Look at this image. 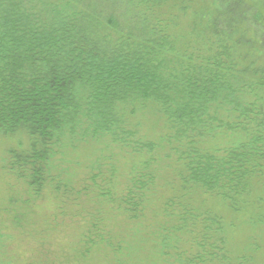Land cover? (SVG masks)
I'll list each match as a JSON object with an SVG mask.
<instances>
[{
    "label": "trees",
    "instance_id": "1",
    "mask_svg": "<svg viewBox=\"0 0 264 264\" xmlns=\"http://www.w3.org/2000/svg\"><path fill=\"white\" fill-rule=\"evenodd\" d=\"M166 1L0 0V134L29 138L27 150L10 152L18 174L39 179L64 140L128 143V109L151 104L182 144L183 181L232 207L247 202L264 165V95L247 98L264 91V0H210L193 10L184 46L162 17ZM221 129L247 139L223 153L200 148ZM139 178L133 210L146 189Z\"/></svg>",
    "mask_w": 264,
    "mask_h": 264
},
{
    "label": "rangeland",
    "instance_id": "2",
    "mask_svg": "<svg viewBox=\"0 0 264 264\" xmlns=\"http://www.w3.org/2000/svg\"><path fill=\"white\" fill-rule=\"evenodd\" d=\"M209 2L162 5V17L183 34L181 46L191 40L193 10ZM252 93L251 101L264 95ZM125 117L134 131L128 143L108 135L64 140L31 181L18 174L10 154L28 149V135L0 134V264H264V165L251 179L247 202L232 207L216 192L183 181L182 144L151 104L128 109ZM223 117L235 120L231 111ZM245 139L244 132L221 129L198 145L223 153ZM139 177L146 189L133 210L128 200L138 192L128 193Z\"/></svg>",
    "mask_w": 264,
    "mask_h": 264
}]
</instances>
